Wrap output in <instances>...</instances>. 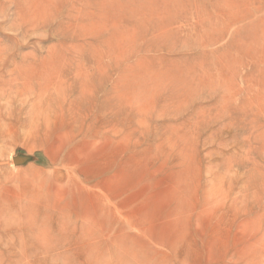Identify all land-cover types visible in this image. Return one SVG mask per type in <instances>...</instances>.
Returning a JSON list of instances; mask_svg holds the SVG:
<instances>
[{"label":"rangeland","instance_id":"374dc122","mask_svg":"<svg viewBox=\"0 0 264 264\" xmlns=\"http://www.w3.org/2000/svg\"><path fill=\"white\" fill-rule=\"evenodd\" d=\"M0 264H264V0H0Z\"/></svg>","mask_w":264,"mask_h":264}]
</instances>
